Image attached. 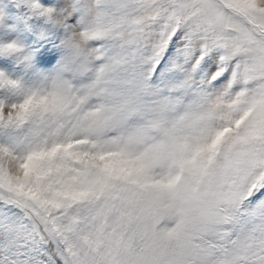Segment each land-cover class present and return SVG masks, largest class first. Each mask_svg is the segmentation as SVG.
Masks as SVG:
<instances>
[{"label":"snow or ice","instance_id":"obj_1","mask_svg":"<svg viewBox=\"0 0 264 264\" xmlns=\"http://www.w3.org/2000/svg\"><path fill=\"white\" fill-rule=\"evenodd\" d=\"M31 8L64 55L0 72V264H264V0Z\"/></svg>","mask_w":264,"mask_h":264},{"label":"rangeland","instance_id":"obj_2","mask_svg":"<svg viewBox=\"0 0 264 264\" xmlns=\"http://www.w3.org/2000/svg\"><path fill=\"white\" fill-rule=\"evenodd\" d=\"M32 4L59 9L64 0H0V72L26 87L40 86L54 74L64 55L66 38L62 29L37 15ZM13 43L20 45L22 52L5 54L2 49Z\"/></svg>","mask_w":264,"mask_h":264},{"label":"clouds","instance_id":"obj_3","mask_svg":"<svg viewBox=\"0 0 264 264\" xmlns=\"http://www.w3.org/2000/svg\"><path fill=\"white\" fill-rule=\"evenodd\" d=\"M14 45H16L18 48H20L21 49V46L20 45H18V44H15V43H13ZM10 45H12V44H10ZM8 46V45H7ZM7 46H5V47H7ZM19 54V53H18ZM17 55V54H16Z\"/></svg>","mask_w":264,"mask_h":264}]
</instances>
